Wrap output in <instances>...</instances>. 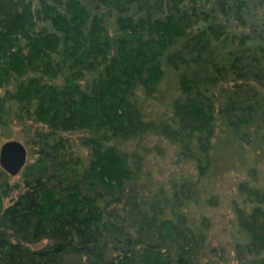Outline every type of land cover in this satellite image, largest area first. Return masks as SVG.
<instances>
[{"label": "trees", "instance_id": "obj_1", "mask_svg": "<svg viewBox=\"0 0 264 264\" xmlns=\"http://www.w3.org/2000/svg\"><path fill=\"white\" fill-rule=\"evenodd\" d=\"M14 125L0 264H217L235 171L233 259L264 264V0H0V146Z\"/></svg>", "mask_w": 264, "mask_h": 264}, {"label": "rangeland", "instance_id": "obj_2", "mask_svg": "<svg viewBox=\"0 0 264 264\" xmlns=\"http://www.w3.org/2000/svg\"><path fill=\"white\" fill-rule=\"evenodd\" d=\"M23 127L14 125L11 130V134H3L1 137V142H5L4 140H19L24 144L26 143V138L29 137V133L23 132ZM1 143V144H2ZM27 150H29L26 145ZM226 154H229V149L224 150ZM172 152L170 149L165 150L161 159L157 160V164L160 165L161 171L163 173H159V177L153 180V183L165 180L171 173L175 170H181V167L178 165H172ZM29 158V155H28ZM29 160H32L29 158ZM28 160V161H29ZM222 163V162H220ZM187 169V168H186ZM186 171V170H184ZM261 172L264 175V165H262ZM260 172V174H261ZM242 174L238 172H232L230 176H226L221 179L219 186L217 187L218 191L222 194V197L219 202V206L207 212V215L210 218V224L212 223V244L211 247L218 249L220 254H216L213 256V261L218 262L217 264H235L234 256H233V248L231 246L232 243V234L236 228L235 222L232 221L231 214V201L232 199H238L237 191L235 190L236 182L242 178ZM13 182L16 183L20 179L19 175L16 177H12ZM260 178L263 181V176Z\"/></svg>", "mask_w": 264, "mask_h": 264}, {"label": "water", "instance_id": "obj_3", "mask_svg": "<svg viewBox=\"0 0 264 264\" xmlns=\"http://www.w3.org/2000/svg\"><path fill=\"white\" fill-rule=\"evenodd\" d=\"M28 160L27 148L19 140H7L0 146V167L10 176L16 177Z\"/></svg>", "mask_w": 264, "mask_h": 264}]
</instances>
